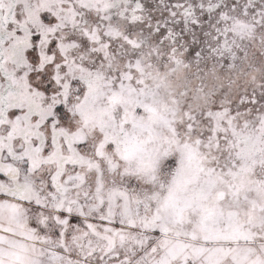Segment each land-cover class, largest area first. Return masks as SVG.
Instances as JSON below:
<instances>
[{
  "label": "snow or ice",
  "instance_id": "6c2138e0",
  "mask_svg": "<svg viewBox=\"0 0 264 264\" xmlns=\"http://www.w3.org/2000/svg\"><path fill=\"white\" fill-rule=\"evenodd\" d=\"M0 264H264V0H0Z\"/></svg>",
  "mask_w": 264,
  "mask_h": 264
}]
</instances>
